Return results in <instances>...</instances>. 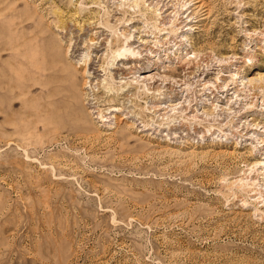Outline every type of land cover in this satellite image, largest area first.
<instances>
[{"label": "rangeland", "instance_id": "1", "mask_svg": "<svg viewBox=\"0 0 264 264\" xmlns=\"http://www.w3.org/2000/svg\"><path fill=\"white\" fill-rule=\"evenodd\" d=\"M0 264H264V0H0Z\"/></svg>", "mask_w": 264, "mask_h": 264}]
</instances>
